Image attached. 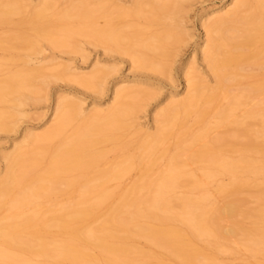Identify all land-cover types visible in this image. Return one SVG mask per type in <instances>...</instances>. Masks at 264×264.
<instances>
[{"label":"bare ground","instance_id":"1","mask_svg":"<svg viewBox=\"0 0 264 264\" xmlns=\"http://www.w3.org/2000/svg\"><path fill=\"white\" fill-rule=\"evenodd\" d=\"M60 1L66 6L58 10L55 6ZM188 1L135 0L126 8L120 0H38L35 4L0 0V24L11 23L22 9L33 7L24 23L33 35L0 36V49L38 51L36 38H42L53 48L81 52L75 41L80 36L105 50L128 55L139 68L164 73L172 47L184 36L177 15ZM130 17L143 18L145 26L135 25ZM154 25L162 28L149 31ZM200 27L205 39L199 51L216 84L206 82L195 61L185 65V94L176 96L175 87L168 104L155 113L154 132L137 130L141 133L134 141L137 152L125 151L133 142L117 143V139L133 127L138 101L148 98L150 85L121 81L105 109L95 106L87 112L82 103L59 96L53 124L40 133L27 132L20 144L2 155L7 172L0 179V211L6 209L0 217V264L31 263L18 253L50 263H98L106 253L108 264H165L160 254L138 249L142 260L132 263L128 252L136 247L137 239L166 250L176 264H219L214 250H232L221 241L233 237L242 240L253 255H264V182L245 187L242 178L264 170V0H222L202 12ZM46 67L42 63L26 66L0 79V103L15 95L25 81L47 77ZM53 69L50 76L56 78L73 70L69 66ZM113 70L96 63L91 74L82 76L76 69L71 73L77 83L103 93V83ZM232 86H238L237 92ZM242 106L245 112L238 115ZM12 116L13 112L0 110V131ZM191 117L199 126L194 132L184 129ZM212 119L214 127L223 128L224 133L209 141ZM171 140L175 152L161 169L159 161ZM107 143L120 152L113 162L103 164L106 152L101 146ZM236 153L239 156H233ZM195 163L203 164L199 178L187 170ZM137 168L139 179L94 224L95 211L110 202L113 189L120 186L109 183ZM222 175L230 181L218 184L217 192L243 190L246 197L232 194L221 204L212 201L205 186ZM180 187L188 190L187 195L171 196ZM70 192L76 194L72 199L57 201ZM249 193L257 198L255 208L245 204ZM45 202L50 203L46 210ZM225 219L228 226L222 224ZM91 247L99 254L89 253Z\"/></svg>","mask_w":264,"mask_h":264},{"label":"rangeland","instance_id":"2","mask_svg":"<svg viewBox=\"0 0 264 264\" xmlns=\"http://www.w3.org/2000/svg\"><path fill=\"white\" fill-rule=\"evenodd\" d=\"M31 1L35 4L38 0ZM133 1L135 0H120V4L123 7L130 8ZM221 2L222 0H189L186 3L183 12L177 15V18H180L179 20L183 23L184 36L172 47V55L167 58L168 67L164 73L156 72L151 69L139 68L133 61H131L128 55L122 52L105 50L104 46L91 44L89 40L80 36L77 37L75 41L80 47L81 52H70V50L53 48L42 38H36L39 49L38 51L20 48H13L11 50L0 49V79L5 78L17 70H21L26 66L33 68L41 63L47 66L45 71L47 77H34L29 81H25L18 92L12 93L15 95L10 96L5 102L0 103V110L13 112V116L6 120V129L0 131V179H3L7 172V163L3 160L2 155L6 152H11L15 145L20 144L24 140V136L27 132L33 131L40 133L53 124L55 106L59 96H68L70 100L82 103L83 108L87 112L95 106L105 109L112 102V92L115 89L116 83L121 81L130 82L132 84L141 81L144 82L143 84L150 85L148 87V91L150 92L148 98L138 101L139 107L131 120L133 127L130 128L127 134H124L117 139V143L124 142L131 144L130 142H133L125 151H128L129 153L137 152V144H134V141L138 140L140 138L139 134H141L138 133L139 131L137 130L143 132L148 129L151 132H154L155 123L153 120L155 113L168 104L172 92L176 91L175 87H178V92L174 93L176 96L181 97L185 94L186 83L182 73L185 65L188 63L194 64L195 61L198 73L203 75L206 82L209 83L210 86L216 84L214 75L210 72L209 67L203 61L202 53L199 51L200 46L203 45L205 39V32L200 27V16L203 11L211 9L216 5L221 4ZM65 6L66 4L60 1L56 3L55 8L59 10ZM32 8L33 7H27L22 9L21 13L13 16V21L11 23L0 24V36H15L20 32L33 35V32H31V30L27 28V25L24 24L26 23ZM128 19L138 26H145L146 24L143 18L130 17ZM98 21L100 24L104 23L102 17H100ZM161 28V25H154L149 28V31H156ZM29 59L32 60L28 65L27 63ZM96 63H99L100 66L115 68V71L113 70L106 79V82L104 81L103 83V88H105L103 93L98 92L94 87H91L93 89H90V87H85L77 83L73 79L74 77H72L73 75L71 73L76 69V72L80 73L82 76L91 74ZM54 66H58L59 68L61 66H69L70 68H73V70L69 71L67 76L64 74L61 77L56 78L50 76L52 72H54ZM235 86H232V90L234 89L233 91L237 92L235 89L238 88V86ZM28 97L41 99L36 100ZM21 102H23L22 105H17L15 106L16 108L12 107L15 103L20 104ZM223 103H226V101H223ZM243 107L245 108V106H242L241 109L239 108V111H237L238 115L244 114L245 111L243 112V110L246 108L243 109ZM16 111H19L20 113ZM258 120L259 118H257L256 121L254 119L253 122L257 123ZM194 121L195 119L191 117L187 121L184 129H189L190 132L196 131L199 126L194 124ZM214 121L215 119L211 120V126L213 129L210 131L207 138L209 141L211 138L213 140L220 137L222 135L221 133H224L223 128L214 127ZM76 123L77 122L75 121L72 125L68 126L67 131L69 132ZM173 143L174 140H171V142L168 143V151L160 159L158 165L159 168L161 167V169H165V166L170 162L171 157L175 152ZM101 147L106 152L103 164H109L118 158L120 151L119 149H115L113 144L107 143L103 144ZM198 147L197 144L193 146V149H197ZM233 156H239V154L236 153L233 154ZM256 157L261 159L260 155H257ZM185 158L186 157L182 156L183 160ZM187 170L194 173L198 178L204 173L203 164L201 163L191 164L187 167ZM140 173L141 170L137 168L132 170V172L122 180L109 183V185L113 186L118 183L120 186L113 189L114 197L112 200L101 205L100 208L95 211V217L93 219L94 224H98L108 207L116 202V199L125 193L135 180L137 181L139 179ZM242 178L245 179L243 180L245 181V187L253 185L256 182H264V170L257 175L253 173L244 174L242 175ZM229 181L230 177L228 175H222L217 179L208 181L205 188L209 191L212 201L221 204L226 197L232 194L246 197L245 191L243 190L227 192L225 194L217 192L216 188L218 184H227ZM187 193L188 190L186 188L180 187L170 194L174 197H182L187 195ZM195 194L199 195L196 192ZM249 194L250 196L247 198V202L249 203L245 204L248 205L247 207L255 208L258 203L257 198L256 196H253L255 199L252 197V195L255 194ZM75 195L76 194L72 192L62 194L58 197L57 201H67L69 198L72 199ZM49 206L50 203L45 202L43 204V209L46 210ZM245 206L242 207L245 208ZM174 210L178 211L179 207L175 205ZM5 214L6 209L0 211V217H3ZM238 218L242 219L241 216ZM222 224L228 226L230 222L225 219ZM246 225H250L248 220H246ZM52 233L57 240L61 238L56 228L52 229ZM238 239V237H233L231 240H228L229 242H227V240L221 241L223 244L226 243L224 245L232 248V250L228 252L224 250H221L222 252L214 250V252H216L215 257L219 264H264V255L259 254L255 256L248 252L245 250L242 240ZM135 245L136 247L134 249L131 248L132 250L130 249L128 252L129 260H132V263L142 260L143 256L137 251L144 250L149 253L155 252L160 254V256H162V261L165 264H176L174 258L169 257L166 254V250L157 248L144 239H137ZM199 245L204 246L203 241H199ZM88 252L93 255L99 254V250L94 247H91ZM18 255L29 259L31 262L30 264H70L66 260H60L56 263L45 262L41 257L33 254L26 255L18 253ZM101 255L102 257L98 263L92 264H108L104 258L107 257L108 254L102 253Z\"/></svg>","mask_w":264,"mask_h":264}]
</instances>
